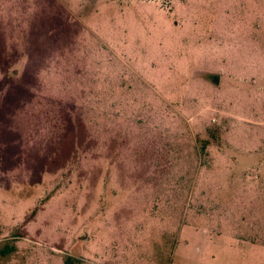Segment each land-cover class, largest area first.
<instances>
[{
    "label": "rangeland",
    "instance_id": "obj_1",
    "mask_svg": "<svg viewBox=\"0 0 264 264\" xmlns=\"http://www.w3.org/2000/svg\"><path fill=\"white\" fill-rule=\"evenodd\" d=\"M264 264V0H0V264Z\"/></svg>",
    "mask_w": 264,
    "mask_h": 264
},
{
    "label": "trees",
    "instance_id": "obj_2",
    "mask_svg": "<svg viewBox=\"0 0 264 264\" xmlns=\"http://www.w3.org/2000/svg\"><path fill=\"white\" fill-rule=\"evenodd\" d=\"M72 259V257H67L64 261V264H73Z\"/></svg>",
    "mask_w": 264,
    "mask_h": 264
}]
</instances>
